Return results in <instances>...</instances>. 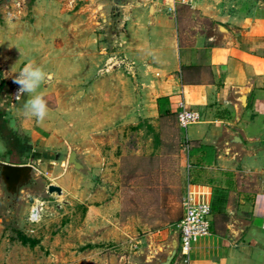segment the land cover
Instances as JSON below:
<instances>
[{
	"label": "crops",
	"instance_id": "crops-1",
	"mask_svg": "<svg viewBox=\"0 0 264 264\" xmlns=\"http://www.w3.org/2000/svg\"><path fill=\"white\" fill-rule=\"evenodd\" d=\"M4 1L10 4L0 5V100L8 101L0 108V130L7 131L0 139L6 151L13 146L8 138L15 137L23 146L41 147L42 153L30 161L28 151L20 152L28 159L0 160L31 163L45 173L39 163L53 162L55 146L73 136L69 122L80 124L81 116L86 120L100 109V102L89 96L104 92L99 89L104 78L95 77L93 65L87 67V56L96 54L87 44L93 48L97 41L82 22L68 28L63 23L81 1L75 12L89 8L96 17L100 11L95 0H32L34 20H28L23 0ZM121 26L119 48L125 59L113 56V72L106 76L113 83V115L132 127L146 121L159 143L160 129L177 132L182 198L189 193L212 206L211 232L194 244L192 264H264V0H197L193 6L134 0ZM65 30L77 40L71 46L57 38ZM29 61L51 74L39 91L56 100L48 104L49 116L42 124L20 115L27 96L15 99L19 86L12 87ZM120 61L130 62L131 71H122ZM76 69L82 70L78 81L86 83L78 100L90 101L74 102L71 98L77 97L69 98L65 86L56 85ZM182 104L201 114L187 129L178 123ZM92 130L90 123L81 128L82 134ZM22 134L27 135L24 140Z\"/></svg>",
	"mask_w": 264,
	"mask_h": 264
},
{
	"label": "rangeland",
	"instance_id": "rangeland-1",
	"mask_svg": "<svg viewBox=\"0 0 264 264\" xmlns=\"http://www.w3.org/2000/svg\"><path fill=\"white\" fill-rule=\"evenodd\" d=\"M31 1H22L29 7L24 8L23 16L28 20H34ZM83 2L69 9V18L63 22L67 27L62 25L78 27L82 22L92 41H97L93 48L90 42L87 44L93 49L88 51L96 53L87 56V67L93 65L95 77L104 78L99 87L104 92L89 96L100 102V109L86 120L81 116L80 124L69 120L70 128L75 130L73 136L55 146L53 162L39 163L45 173L16 210L9 209L0 196V264H157V258L178 236L177 223L173 221L181 213L184 191L180 135L160 129L159 143L146 121L132 127L124 118L113 115V83L106 76L113 72V56L115 60L125 59V52L119 48L122 26L115 25L113 15L107 16L95 3L96 11H100L96 17L89 15V8L75 12ZM4 4L10 3L0 0V5ZM67 34L62 31L57 38L70 45L75 37L72 32ZM129 63L121 62V70L130 72ZM81 73L79 69L71 70L68 79H58L56 84L65 86L69 98L77 97L71 98L74 102L90 101L85 97L78 100L77 92L83 91L86 84L78 81ZM44 98L47 104L56 100L52 95ZM92 116L100 119H91ZM167 118L173 125V119ZM89 123L92 132L82 134L81 128ZM21 136L24 140L27 135ZM27 143H17L11 157L0 139V158L17 160L25 158L20 152H29L31 159H25L30 161L42 153L41 147ZM72 151L81 166L69 160ZM51 183L60 186L62 193L48 192ZM34 207L39 214L31 219ZM19 231L36 239L35 245L22 243Z\"/></svg>",
	"mask_w": 264,
	"mask_h": 264
},
{
	"label": "water",
	"instance_id": "water-1",
	"mask_svg": "<svg viewBox=\"0 0 264 264\" xmlns=\"http://www.w3.org/2000/svg\"><path fill=\"white\" fill-rule=\"evenodd\" d=\"M134 0H95V3L105 10L107 16L113 15L115 25L121 27L125 21L127 7ZM247 97L240 99V106L244 108ZM69 160L76 166L81 164L75 159V151H72ZM42 175L41 170L31 163H10L0 160V196L4 197L9 209L16 210L21 200L28 191L37 188L38 180ZM62 193V188L56 184L48 185V192ZM179 237L172 240V243L165 249L163 255L157 258V264H182L181 256L178 254Z\"/></svg>",
	"mask_w": 264,
	"mask_h": 264
},
{
	"label": "built area",
	"instance_id": "built-area-1",
	"mask_svg": "<svg viewBox=\"0 0 264 264\" xmlns=\"http://www.w3.org/2000/svg\"><path fill=\"white\" fill-rule=\"evenodd\" d=\"M172 4H184L193 6L197 0H171ZM201 114L197 110L188 109L184 104L178 112V123L181 128L187 129L189 125L199 121ZM185 148L188 150L190 144L185 140ZM191 167V163L187 164ZM184 210L183 218L177 223L179 237V250L182 264H192V249L194 244L203 236L211 232L212 206L209 201L195 200L189 193L182 198ZM38 210L34 207L31 219L38 217Z\"/></svg>",
	"mask_w": 264,
	"mask_h": 264
},
{
	"label": "clouds",
	"instance_id": "clouds-1",
	"mask_svg": "<svg viewBox=\"0 0 264 264\" xmlns=\"http://www.w3.org/2000/svg\"><path fill=\"white\" fill-rule=\"evenodd\" d=\"M51 79V74L44 70L43 67L29 61L15 75L14 83L17 84L18 91L16 99L27 96L18 110L20 115L27 120H35L42 124L49 116V107L44 95L39 89L41 85ZM8 99L0 100V108H4Z\"/></svg>",
	"mask_w": 264,
	"mask_h": 264
},
{
	"label": "trees",
	"instance_id": "trees-1",
	"mask_svg": "<svg viewBox=\"0 0 264 264\" xmlns=\"http://www.w3.org/2000/svg\"><path fill=\"white\" fill-rule=\"evenodd\" d=\"M160 100H162V98L161 99H159V101ZM4 125H2V127H3ZM153 130V129H152ZM3 135V132H2V130H0V136H2ZM4 136V135H3ZM6 136V135H5ZM155 138L158 140V136H155ZM8 140H9V142L11 143V145H13V146H11V148H9V150L7 151L8 153H10V154H12L13 153V147H15V149H16V144L18 143L17 141H18V139H16L15 140V137L13 138H8ZM19 144V143H18ZM21 144V145H20ZM20 144H19V146H23V142H20ZM37 156V155H36ZM183 216H184V210H183V206H182V208H181V213H180V215L173 221V222H176V223H178L182 218H183ZM18 238H20V240L22 241V243H24V244H26V243H30L31 245H35V243L37 242V240L36 239H33V238H30V237H27L26 235H24V234H22L20 231L18 232Z\"/></svg>",
	"mask_w": 264,
	"mask_h": 264
}]
</instances>
